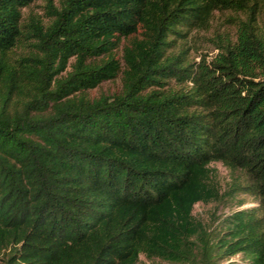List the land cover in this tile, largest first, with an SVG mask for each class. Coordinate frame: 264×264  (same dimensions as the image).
<instances>
[{"label":"trees","instance_id":"trees-1","mask_svg":"<svg viewBox=\"0 0 264 264\" xmlns=\"http://www.w3.org/2000/svg\"><path fill=\"white\" fill-rule=\"evenodd\" d=\"M33 1L0 0V264H264V0H45L50 22L24 23ZM216 11L234 32L188 60ZM212 163L243 173L261 216L205 230Z\"/></svg>","mask_w":264,"mask_h":264},{"label":"rangeland","instance_id":"rangeland-1","mask_svg":"<svg viewBox=\"0 0 264 264\" xmlns=\"http://www.w3.org/2000/svg\"><path fill=\"white\" fill-rule=\"evenodd\" d=\"M60 0H54L55 6H59ZM45 0H34L29 6L22 9L23 22H27L29 15L40 18L45 24L51 20ZM231 12L214 13L209 26L206 29H194L190 32L184 48H186L187 58L190 61L199 62L203 57L210 60L217 52L214 44L210 41L217 34L225 32H234V26L230 23L229 17ZM259 22L264 24V13L259 15ZM31 40V39H30ZM32 42V40H31ZM181 40L176 43V47L172 51H178ZM34 49L28 45L26 41H22L14 49L15 57L28 54ZM70 67L67 68L69 70ZM64 74V73H63ZM179 84L175 80L168 82L166 87H178ZM122 90L121 75L118 77L104 81L94 89L86 91L89 98H97L102 95H112L120 93ZM209 168L212 170V181L219 189V199L209 204H196L193 210V216L203 225L205 230L211 235H216L222 226L225 219L233 213L240 210H254L261 216L263 209L260 208L259 200L253 196L244 194L243 190L239 189L246 185L245 176L241 171H232L223 166L221 163H212ZM249 258L243 254H236L229 259L222 260L219 264H248ZM138 264H168L158 259H147L143 255L140 256Z\"/></svg>","mask_w":264,"mask_h":264}]
</instances>
